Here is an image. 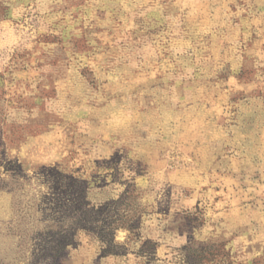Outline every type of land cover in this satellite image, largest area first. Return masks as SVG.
<instances>
[{
  "label": "rangeland",
  "instance_id": "1",
  "mask_svg": "<svg viewBox=\"0 0 264 264\" xmlns=\"http://www.w3.org/2000/svg\"><path fill=\"white\" fill-rule=\"evenodd\" d=\"M0 264H264V0H0Z\"/></svg>",
  "mask_w": 264,
  "mask_h": 264
},
{
  "label": "trees",
  "instance_id": "2",
  "mask_svg": "<svg viewBox=\"0 0 264 264\" xmlns=\"http://www.w3.org/2000/svg\"><path fill=\"white\" fill-rule=\"evenodd\" d=\"M58 256V255H57Z\"/></svg>",
  "mask_w": 264,
  "mask_h": 264
}]
</instances>
